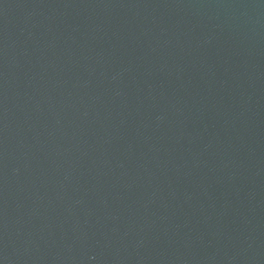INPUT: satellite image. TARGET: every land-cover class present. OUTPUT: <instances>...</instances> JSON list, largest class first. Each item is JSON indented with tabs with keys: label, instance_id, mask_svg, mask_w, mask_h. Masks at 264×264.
Returning a JSON list of instances; mask_svg holds the SVG:
<instances>
[{
	"label": "water",
	"instance_id": "water-1",
	"mask_svg": "<svg viewBox=\"0 0 264 264\" xmlns=\"http://www.w3.org/2000/svg\"><path fill=\"white\" fill-rule=\"evenodd\" d=\"M0 264H264V0H0Z\"/></svg>",
	"mask_w": 264,
	"mask_h": 264
}]
</instances>
